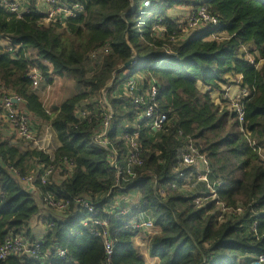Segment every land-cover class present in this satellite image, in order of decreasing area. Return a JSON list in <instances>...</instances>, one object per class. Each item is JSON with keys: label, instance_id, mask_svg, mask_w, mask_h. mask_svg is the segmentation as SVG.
Segmentation results:
<instances>
[{"label": "trees", "instance_id": "trees-1", "mask_svg": "<svg viewBox=\"0 0 264 264\" xmlns=\"http://www.w3.org/2000/svg\"><path fill=\"white\" fill-rule=\"evenodd\" d=\"M82 1L85 14L68 19L65 26L43 25V15L35 9L17 18L0 8V38L20 46L13 52L0 47V96L9 92L20 96L27 111L48 123L60 142L51 156L0 138V245L8 234H22L40 211L35 194L12 177L10 168L27 175L32 162L59 169L67 158L75 163L69 180L45 186L37 183L39 191L62 200L86 196L98 213L71 208L62 219L48 220L53 227L41 248L43 253L52 251L47 259L50 264H106L103 228L97 227L100 236H96L83 224L93 217L107 221L104 230L114 243L111 264H146L135 248V237L141 233L131 227L136 220L153 222L156 233L150 239L149 253L158 264H258L264 254V0ZM145 1L151 4L147 8ZM187 5L207 7L220 26L195 32L175 44L153 34L159 19L169 34L177 31L179 23L169 17V11ZM103 46L110 52L92 65L89 54ZM33 50L36 57L30 55ZM133 52L135 65L114 76L115 68L128 62ZM33 65L42 72V83L52 85L55 77L72 75L82 91L48 114L28 77ZM139 75L145 85L157 82L159 110L169 117L161 132H155L149 120L138 118L132 130L123 126L125 120L134 121L138 112L130 107L129 114L122 110L125 102L119 97V86ZM228 76H240L239 86L249 93L241 100L242 122L237 113L222 108L211 96V91L230 84ZM199 83L210 91H201ZM102 90L115 111L110 139L119 153L117 169L111 166L107 151L93 142L103 122L102 109L94 113L91 105L86 107L90 112L86 119L77 117L83 102L97 99L100 105ZM124 133H138L144 149V165L134 168L135 178L126 172ZM189 139L209 160L210 179L222 184L218 200L202 207L194 201L209 193L206 185L192 179L184 189L177 171L180 151ZM181 170L191 173V169ZM173 183L178 184L176 190L171 188ZM160 190L166 191L165 197ZM132 191L140 194L137 207L127 215H115L122 208L116 202L127 200ZM218 203L225 205L224 212ZM59 249L66 251L65 260L54 255ZM48 261L12 257L0 264Z\"/></svg>", "mask_w": 264, "mask_h": 264}, {"label": "built area", "instance_id": "built-area-1", "mask_svg": "<svg viewBox=\"0 0 264 264\" xmlns=\"http://www.w3.org/2000/svg\"><path fill=\"white\" fill-rule=\"evenodd\" d=\"M150 5V1L144 2V8H147ZM0 8L15 15L17 18L30 14L32 10L35 9L43 15V25L49 26L58 24L65 26L68 19L76 18L85 14L86 3L82 0H0ZM161 21L162 19H159L160 24L153 27V34L162 39L168 38L173 44L191 37L194 34V31L198 32L209 27L220 26V20L216 16L212 15L208 11L207 7L203 5L193 9L187 15L185 20L182 23H179L178 30L171 34L167 32V27L165 24H162ZM0 47L5 51L13 52L20 46L17 45L13 47L11 43L6 41V44L0 45ZM243 51L246 54V58L254 65V59L252 56L249 57L247 48H244ZM109 52L110 48L108 46H103L93 50L89 54L90 63L95 65L101 56L108 54ZM43 63L46 64L44 61ZM259 65L260 63L257 64L256 67H259ZM28 77L32 82V87L36 90L39 89L43 81V74L36 65L29 68ZM240 82L241 77L239 76V79L235 83L240 84ZM122 87L123 89L120 92L119 97L124 98L123 100L126 108L130 107L133 110H136L138 112L137 118L139 120H149L150 126L155 132L163 131L169 122V117L168 114L159 110L157 102L159 89L157 82L155 80H151L147 85H145L140 78L133 76L126 79L123 82ZM221 94V100L225 102L224 105H230L232 111L238 114L239 121L242 122L243 112L241 100L249 95L248 91L242 90V98L233 100L230 93V85H225L223 86ZM100 96L101 97L98 101L103 109V122L94 132L93 142L100 148L107 151L111 166L117 169V157L119 153L113 147L110 139L112 118L108 114L103 103L104 98H106V92L102 90ZM46 109L48 114L52 113L49 108ZM89 115L90 112L86 108L80 107L77 110V117L79 120H84ZM0 118L5 120V124L7 126L6 129L10 130L12 133L10 138L12 142H22L27 145L29 144L31 149H37L50 154V137L54 134L53 129L50 125H45L49 132L45 135L43 134L38 136L31 113L27 111L25 102L20 96L10 92L6 95L0 96ZM38 120L39 119H37V122H39ZM39 123L41 125V122ZM121 138L125 141L127 147V159L125 162L126 172L128 176L135 178L134 168L144 165V149L139 140V134L135 133L130 135L128 133H124ZM74 169V161L64 158L62 165L59 166V169H56L55 165H40L37 171H32L27 175H22L19 170L11 167L10 173L26 191L34 194L39 192L41 196V205L47 209L59 211L63 214V216H66L65 213L71 208L77 211L85 210L91 215H96L98 210L86 196H78L73 200H62L57 199L51 193L42 194L39 191L37 183L45 186L53 185L54 183L59 184L67 182ZM181 169H191V173L186 175V173ZM177 171L180 172V179H183L182 184L184 189H187L190 186L189 182L192 179H196L198 182L204 183L206 188L209 190L208 194L195 199L194 202L196 206L202 207L206 203L218 200V189L222 184L219 180L212 181L210 179L212 170L209 160L200 152V149L195 141L191 139L187 140L185 146L180 151V163ZM171 188L176 190L178 188V184L173 183ZM160 195L165 197L166 191L160 190ZM116 205H119L118 201L116 202ZM218 206L220 210L223 212L225 211L224 204L218 203ZM136 207L137 205H132L130 208H120L118 212H115V215H127L132 208ZM83 224L84 226L90 228L91 232L95 233L96 236H100V233L96 232L97 227L103 228L102 235L105 239V251L107 254L106 264H111L110 258L114 253V243L107 239L108 232L104 230L105 227H108L107 221L93 217L92 219L86 220ZM52 227L53 223H49L48 228L51 229ZM131 227L139 231L147 230L151 236L156 233L151 220H144L142 222L136 220V222L131 224ZM43 242L44 241L39 240L32 242L28 239L24 232L22 234L10 233L0 245V260H7L12 257H29L36 261H45L46 259L51 258L53 253L50 250L47 253L42 252L41 245ZM54 255L61 260H65L67 253L65 250L59 249L56 253L54 252ZM258 264H264V254L258 257Z\"/></svg>", "mask_w": 264, "mask_h": 264}, {"label": "crops", "instance_id": "crops-1", "mask_svg": "<svg viewBox=\"0 0 264 264\" xmlns=\"http://www.w3.org/2000/svg\"><path fill=\"white\" fill-rule=\"evenodd\" d=\"M193 9H194L193 5L178 6V7H175L173 9H171L169 11L168 15L173 21L176 22V24L177 23H182L185 20V18L187 17V15ZM5 44H6V39L1 37L0 38V45H5ZM30 55L33 56V57H36L37 56V52H35L33 50V51L30 52ZM124 74H126V73H124ZM65 77H55L54 83L52 85H48L47 89H50L54 84H56L57 80L65 79ZM137 77L140 78L141 81H143V79H144L140 75L137 76ZM231 77L234 78L233 76H228V78H231ZM235 78H237L236 80H238L239 76H235ZM230 84H228V85H230ZM236 85L235 86H231L230 85V92H231V95H234L236 97V100H237V99H241L242 98V95H241L242 89L239 86V84H236ZM122 86H123V83L119 86V90L118 91H120V92L122 91ZM223 86L221 87L222 88L221 91H219V90L218 91H215V90L211 91L212 99L215 101L216 104H221V98H222V94L221 93L223 91ZM198 87L203 92L210 91V89L208 87L203 86L202 83H199ZM0 89H1V83H0ZM37 91L39 93L41 91V88L37 89ZM126 109H127L126 105H122V110L125 112V114H128ZM31 116H32V118L34 117L33 115H31ZM36 119H38V118H36ZM135 119H136V121H135ZM135 119H134V121H132L133 123L138 121L137 117ZM38 121L41 122V125H44V126L48 125L49 126L48 123L43 122L42 120H38ZM11 136H12V133H11L10 130L5 129V128H0V137L1 138H11ZM53 136L56 137L55 132H54ZM54 140L56 141V146L58 148L60 146V142L58 141L57 137ZM51 144H52V141L50 143V147H51ZM50 155H52V154L50 153ZM39 167H40L39 163L32 162L30 164L29 172L37 171L39 169ZM131 195L133 197H135V199L130 198L129 196H131ZM35 197H36L37 204L39 205L40 211L38 212V214L33 216L26 223L25 228L23 229V231L26 232L27 234H29L28 236L31 239L39 240V241H45V237H46L47 233L50 231V228H48V223H49L48 220H51V219L52 220H60V219L63 218V215L59 211L47 209L44 206H42L41 205V201H40L41 200V196H40L39 192L35 193ZM126 199L127 200H125V199L118 200V202H121V203H119V206H122V208H130L132 205H138L139 202H140V194H139L138 191H132L126 197ZM51 217H54V218H51ZM151 237H152L151 234L147 230L141 231V233L138 236L135 237V248H136L137 252L140 254V256L143 258V260L145 261L146 264H158L159 260L157 258H154V259L151 258L150 253H149ZM45 261H48V260L46 259ZM50 262H51V260H49L48 263H45V264H50Z\"/></svg>", "mask_w": 264, "mask_h": 264}, {"label": "rangeland", "instance_id": "rangeland-1", "mask_svg": "<svg viewBox=\"0 0 264 264\" xmlns=\"http://www.w3.org/2000/svg\"><path fill=\"white\" fill-rule=\"evenodd\" d=\"M196 31H194V34H195ZM192 33V31H191ZM251 55H249L250 57ZM237 78H230L229 81H230V85L231 86H235L236 85V80ZM237 86V85H236ZM48 85L42 83V85L39 87L41 88V91L39 92V95L41 96V99L45 105L46 108H49L51 110V112H54L56 109H58L60 107V104L67 100L68 98H71L73 97L74 95L80 93L82 91L81 87L76 83L74 77L72 75H66L65 79H61V80H57L56 84H54L50 89H47ZM123 89V87H122ZM231 93V92H230ZM232 96V99L235 100L236 97L234 95H231ZM92 100V103L90 100L86 101V102H83L82 103V107L83 108H86V107H89V106H93L94 108V113L95 112H98L100 111V109H102L101 105L97 104L96 103V100L97 99H91ZM98 102V101H97ZM225 102H223L221 100V107L222 108H228V110H230L231 112L232 109L230 107V105L226 106L224 105ZM126 111L128 112H131V110H128L126 109ZM33 121H34V126L36 127V131H37V134L38 136H41V135H45L46 133H48L49 131L47 130V127L46 126H42L40 125L39 122H37V119L36 118H32ZM5 120H3L2 118H0V128H7L6 124H5ZM136 124L137 122L133 123L129 120H125L124 123H123V126L125 128L126 131H130L132 130L133 128L136 127ZM2 125V127H1ZM125 131H122L121 133H123ZM36 134V135H37ZM54 134H52V136L50 137L51 138V141H52V144H51V147L49 149V152L52 154V156L54 155L55 153V149H57V146H56V141L54 140L56 137L53 136ZM1 138V137H0ZM3 139V138H2ZM14 144H19V143H16V142H13ZM21 143V142H20ZM20 145V148H28L26 144L22 143V144H19ZM29 145V144H28ZM29 148H30V145H29ZM189 185L191 186V183H189ZM129 195V194H128ZM130 198L132 199H135V197H133L132 195L129 196ZM51 218H54V217H51Z\"/></svg>", "mask_w": 264, "mask_h": 264}, {"label": "water", "instance_id": "water-1", "mask_svg": "<svg viewBox=\"0 0 264 264\" xmlns=\"http://www.w3.org/2000/svg\"><path fill=\"white\" fill-rule=\"evenodd\" d=\"M136 61H137V56H136V54L133 52L132 57L130 58V60H129L128 62H126L125 64H123V65H121V66H119V67H117V68H115V70H114V76H115L117 73H119V72H121V71H123V70H126V69H129V68L133 67V66L135 65ZM103 103H104V106H105V108H106L108 114L110 115L111 118H113L114 115H115V111H114L113 107H112L111 104L107 101L106 98H104Z\"/></svg>", "mask_w": 264, "mask_h": 264}]
</instances>
